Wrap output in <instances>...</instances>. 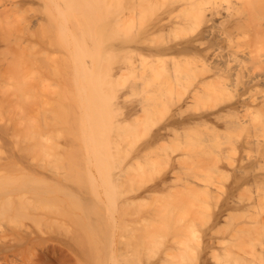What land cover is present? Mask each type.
<instances>
[{
    "label": "rangeland",
    "instance_id": "1",
    "mask_svg": "<svg viewBox=\"0 0 264 264\" xmlns=\"http://www.w3.org/2000/svg\"><path fill=\"white\" fill-rule=\"evenodd\" d=\"M16 1L25 3L13 8ZM16 1L0 0V14L6 15L0 18V264H200L203 259L214 264L221 251L238 257L231 264H264V66L259 64L264 35L254 27L261 31L257 42L247 29L264 14L250 8L256 19L249 12L255 20L248 18L249 25L230 43L239 51L233 67L247 58L260 66L252 74L258 86L249 94L261 106L242 111L238 126L224 116L202 123L210 127L191 122L177 134L170 129L164 142L143 154L153 132L172 120L178 106L185 105L179 114L185 119L199 107L232 105L247 76L211 78L205 83L216 88L223 83L228 90L218 86L195 94L189 104L178 103L175 94H188L202 80L182 63L183 78L175 81L184 89L175 93L179 88L170 78L161 100L159 89L149 88L154 79L127 88V80L147 72L135 71L131 60L147 68L153 61L127 54L122 44L131 28L151 23L154 12L140 6V17L118 26L115 19L130 0ZM157 1L161 6L169 0ZM215 1L223 15L245 3ZM192 31L180 28L163 37L184 40ZM223 34L216 37L222 50L218 43L212 51L226 57L232 46ZM206 38L203 53L212 45ZM153 75L154 83L161 80ZM141 96L148 101H129ZM132 106L150 109L131 114ZM166 152L182 158L185 169L170 174L164 187L148 189L169 169ZM11 193L20 198L10 199ZM179 241L183 249L172 248Z\"/></svg>",
    "mask_w": 264,
    "mask_h": 264
},
{
    "label": "bare ground",
    "instance_id": "2",
    "mask_svg": "<svg viewBox=\"0 0 264 264\" xmlns=\"http://www.w3.org/2000/svg\"><path fill=\"white\" fill-rule=\"evenodd\" d=\"M14 1H16V0H14ZM212 1H215V0H211V1H209V0L208 1L207 0H205V1H203V0L202 1L201 0H169L168 2H166L164 4H161V6H159L160 4H159V2L157 0H130L129 1V4L127 6V11H125L124 15L123 16H120V17H117L115 19V22H116V24L118 26H119V24L121 26V23L124 24L126 22H131V23L134 22L135 19L137 17H140L141 14H142L141 13L140 6L142 8H146V9L150 10L151 12H154V14H156L154 16V18H153V20H152L151 23H149L147 25H139L138 28H136V29L131 28V30H130L131 33L126 38V41L125 42H122V44H125L124 51L127 54H132V56H136V55L145 56V58H149V59H151L153 61V62H151L152 67H148L147 68L146 66H142V65L140 66L139 64L137 65L135 63V61L131 60V63L130 64H131L132 68L135 71L137 70V68H140V69H143V70H145L147 72L144 73V74H142V75H139L138 74V76H137V78L135 80H132V79H130L129 81L127 80L126 81V84L129 83L127 85V88L128 89H129V87L130 88H133L135 86L136 87L137 86L140 87V85L142 86V84L143 83H146L147 80H149V79L150 80L154 79V81H155L156 79L153 78V77H155L153 74H157V77L161 78V80L158 81L157 83H154V81H153L154 84L151 82L152 85L149 88L150 89H157V90L159 89L160 94H159V92H157L158 95H161L162 96L161 100L162 99H165V98H163V95H165V93L167 92L166 89L169 86L167 84L168 83V80L170 78H173L174 81H175V79L176 80L177 79L178 80H181L183 78V76L180 75V73L178 71V68H179L180 64H182V63L183 64H187L188 63L187 66L189 68H192L193 71L196 72V74H198V76L202 80L196 81L195 83L193 82L194 84H193L192 89L190 91H188V94H184V95H183V91H182L184 88L182 90H180V87L182 88V86H183L182 83H181L182 81H179V82L175 81L176 82V84L174 83L175 84V88L176 89L179 88V89H177V91L175 93H179L181 91L182 92L179 93V94H175V95H178V96L176 97L174 95V97H176L175 100H177L179 98L178 99V103H179V101H182V102H184L186 104L187 103L189 104V102H192L193 100H197L196 99L197 96L195 97V94L197 95V94L201 93L202 91H209V90H211L213 88L218 89L219 87L222 88L223 91H224V89L227 88L226 84H223V83H221L220 86L218 85L219 87L216 85L217 88L216 87H212L213 86V83L212 82L205 83L206 80H210L211 78H214V79L216 78L217 81L218 80L220 81L221 80L220 78H223V80H221L223 82L225 80L224 78L229 79V80L230 79H233L232 76L234 74H235L234 76H236V77H234L235 80L238 79L237 78V75H243L244 77L247 76L246 80H243L242 84H241V81L242 80L239 79L240 81H238V82H240V84L242 85V87H243L244 90L243 91L241 90L242 92L239 90L241 92L239 94L240 95V98L234 104H232V105L226 104L228 106H224L223 105L224 107L221 106V108H218L219 107L218 106V107H215L216 109L214 107H210L208 109H203V108H200L199 107V109H202V110L198 111L199 110L198 109V110H196L197 112L195 111V113H192L191 112L192 113V114H190L191 116L187 117V115H186L185 116V119H184V117L183 118H180L179 117V114H184V111L186 110L184 108L185 105L183 104L184 106H181V105L178 106V109H176V110L174 109L175 112L173 114H171V116L169 115V117L172 118V120L170 122L168 121V123H166V125L165 124H164V126L162 125L160 128H158L157 130H155L153 132V136H152L151 140L148 142L147 147H145V144H144V147L145 148H142L140 150V153L146 154L147 152L145 153V151L151 150V148L153 146L158 145V144H161L162 142H164V140H165V138H166V136L168 134L167 132L170 129L171 130H174V133H175L177 129H179V128L183 127V126H186L187 123L189 124L191 122H194V123L197 122L201 126L202 123L203 124H205V123L207 124V122L214 123V122H217L218 120H220L222 117L224 118V116H227L228 119L230 117L231 121H233L234 126L241 125L243 123V121H244L242 119V116H243L242 111H244V110H247V111L250 110L251 111V109L253 107H255V106H261L260 104H262L261 101H260V103L257 102L256 101V98H253L249 94V92L253 88H255V87L258 86V82H257L258 79L255 80V76L254 77L252 76V74L254 73V71H256V69H259L260 70V66L257 64V60L256 59H253V61H255V63L254 62L252 63V61L249 58H247V62L249 60L251 61V63H248V65L251 64L252 66H250V65L248 66L247 65V62L245 63L244 61H242L243 62L242 63V62L239 61L240 62V65H241L240 68L239 67L238 68L233 67V62H236L239 59L238 58L239 57V55H238L239 54V51L235 47L236 46L235 44H233L234 45L233 46L230 43H231V41L234 42L233 40L236 39L237 34L239 33V30L240 29L246 27L247 24L250 23L251 20L254 21L256 19V13L253 11L254 14H255V19H251L250 20V18H254V16H253L254 14H251V13H253V12H251L252 11L251 9H256L259 13L262 12L264 14V0H245L244 1L245 3L242 2L244 4H241L243 7L242 6L237 7V8L234 7V10H231L228 14H224V15H223V10L221 8H219V5L217 4L218 2L215 1L216 3H212ZM23 3H25V1H16V2H13L12 3V7L15 5L18 8ZM155 9L156 10H159V13L157 11L155 13V11H153ZM249 12H251L250 13L251 16L249 15ZM154 14H152V15H154ZM221 14H222L223 17H220L221 19L220 20H217ZM4 15L3 14L2 15L0 14V18L2 20H3V18L1 16L5 17L6 15L5 16ZM216 17H218V18L216 19ZM258 17H260V16H257V20H259L261 18V17L260 18H258ZM8 18L9 17H7L6 19L4 18V19L5 20H8ZM248 18H249L250 21L248 20ZM1 19H0V24H1ZM257 20H255V22H253V23L251 22L250 23L251 24V27L250 28H247V29H249L251 31L253 30V34L256 33L255 34L256 37H258V36L261 37V31H262V35H264V27H263L264 26V23H263L264 19L261 20V21H259L258 23H256ZM252 24H254V25L256 24L257 26L256 25L255 26L254 25L252 26ZM258 25H259L260 28H258ZM254 27H257V29H260L261 30V31L259 30L260 33L258 31L257 32H254V29H255ZM180 28H182V29L187 28V29H191V30H194V31H192V33H191L192 35L189 38H186L184 40L170 41L167 38L163 37V36L169 34V32L171 33V31H175L176 32ZM223 33H225V37L228 35V37H229V41H228L229 42V45L232 46V48L230 49V51L229 52L227 51L228 52L227 56L225 54L226 57H224L222 53H218L217 54V53H214L213 52L215 50V48H217V46H218L217 44L220 41V40L217 41L216 37L218 35L223 34ZM257 34H258V36H257ZM255 35L253 36L255 38L254 40H256L257 42L260 41L259 39H261V38H259V37L256 38ZM205 36H208L209 37V38H206V39H210V43H212V45L210 44V46L208 48L206 47L207 49L203 53L200 50V48H202L201 46H203V44L207 41V40L204 41L205 40ZM3 37H5V35H3ZM1 38H2V35H1ZM2 39H4V38H2ZM256 41H254V42H256ZM252 44L254 45V43H252ZM220 45L221 44L219 43V47H220L219 50H222L221 46H223V45H221V46ZM209 51L210 52L212 51V53H214V56L213 57L211 56V58L208 55ZM251 52H252V50H251ZM186 56H189V58L186 59L187 62L186 61H183L186 58ZM158 57H166V58L161 59V58H158ZM251 57L253 58L254 55L252 54ZM213 58L216 59L217 61L216 60H212ZM222 62L223 63L225 62L224 65L226 64V66L222 65ZM189 63L191 65V67H190ZM259 64L260 65L263 64L262 66H264V62H259ZM262 72H264V71H262ZM230 77H232V78H230ZM231 81L228 82L229 85H230ZM237 83H235L236 84V87H237ZM231 85H233V83H231ZM123 86H125V85H123ZM239 87H240V85H239ZM120 88H121V86H120ZM176 89H174V90H176ZM226 90H228V89H226ZM237 91H238V89H237ZM165 97H168V96H165ZM144 99H145L144 97H142V99L139 97V99H131V100L129 99V101H131L134 104L137 100L140 101V102H142V101H144ZM145 101L147 102L148 100L145 99ZM145 101H144V103H145ZM175 103H176V101H175ZM163 108H165V107H163ZM181 108H183L185 110H181ZM195 108L196 107L194 106L193 109L195 110ZM143 109H145V111L146 110L148 111V109H150V107H148V106H132V108L129 109V113L135 114V113H137V112H139V111H141ZM155 109L158 110L159 108L156 106ZM153 112H154V109H153ZM181 112H183V113H181ZM155 113H158V112L156 111ZM188 113H189V111H188ZM228 119H226L227 120L226 125L229 128V125L231 123L229 124ZM223 121H220V122H223ZM212 123H210L211 124V127L213 125ZM167 125H170L169 128H168ZM219 125H220V123H219ZM224 125H225V123H224ZM200 126H198V127H200ZM202 126H207L208 127L209 125H202ZM234 126L232 125V127H234ZM177 132H176V134H177ZM169 146H171V145H169ZM195 157H197V156H195ZM165 159L167 161L166 164H167V166H168L169 169L167 170V172L165 170L166 173L164 175L160 176V179L158 181H155V183L153 185H151V186L149 185V187H147L148 189H151L152 190V189H154L156 187L159 188L160 185L164 187V185L169 182L168 180H169L170 174L175 173L176 175H178L176 173L177 171H179V170L181 171V170L185 169L183 167L182 163L179 164V162L181 160H183L182 158L179 161V157L178 158H175L171 153L166 152ZM193 161L196 162L195 160H193ZM198 161H200V160L198 159ZM154 163L155 164L152 163L153 166L154 165L156 166L157 164H159L157 161H154ZM177 164L179 166H177ZM157 167H158V165H157ZM195 167H197V166H195ZM30 169H32V168H30ZM248 169H249V167H248ZM34 170H36V169H34ZM40 172H42V171H40ZM241 172L242 171H240V173ZM122 175H123L122 172H120L117 175L118 176V179L121 180ZM157 178H158V176H157ZM184 179H183V181H185ZM54 180H55V178H54ZM114 180H117V178H115ZM178 181L181 182V179L178 180ZM194 181H191V182H194ZM15 182H16V180H15ZM59 182H61V181L59 180ZM52 184H53V182H52ZM169 185H170V183H169ZM165 187H167V186H165ZM13 190H15V189H13ZM109 190H110V188H109ZM22 191H23V189H22ZM12 192H14V191H12ZM22 195L23 194H21V196ZM31 195L34 197L35 194H31ZM8 196H10L9 197L10 199H11V197H12V199H14V196H16V195L13 194V193H11ZM36 196L38 197V195H36ZM98 197H99V195H98ZM6 199H8V198H6ZM29 199H30V197H29ZM100 200H101V198H100ZM105 201H103L101 203H104ZM124 203H126L128 205L129 201H128V203L123 201L122 204H124ZM20 205H21V203H20ZM105 205H107V204H105ZM115 205H116V203H115ZM113 210H115V209H113ZM263 222H262L261 225L264 226ZM174 229L177 230V228H174ZM174 238H175V236H174ZM177 240H178V237H177ZM184 241H182V242L181 241L175 242V244L174 245H171V246H173L172 248H176L177 247V250L178 249L179 250H182L183 249L182 247H184V245L186 243V241H185V243H184ZM170 243H169V245H170ZM221 252H220L219 255H216L214 257V259H213L214 260V264H224V263L225 264L226 263L227 264H231V263H233V261H237V259H238V257L236 255H232V253H231V255H229L230 253H227L229 251H226V252L221 251ZM165 254L166 253H164V255ZM169 256H171V255L169 254ZM169 256L166 255L167 258ZM163 259H164L165 262H168L164 257H163ZM168 259H169V262H170V259H171V261L174 260L173 257H170ZM231 259L233 261H231ZM205 260L203 259L200 264H204V261ZM174 261H176V260H174ZM158 262H159V259H158ZM173 262L171 264H173ZM174 263L179 264V261L178 262L176 261ZM165 264H167V263H165Z\"/></svg>",
    "mask_w": 264,
    "mask_h": 264
}]
</instances>
